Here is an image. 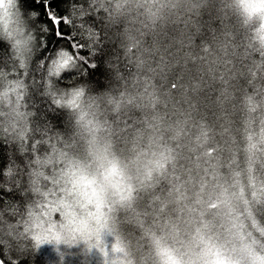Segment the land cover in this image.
<instances>
[{
    "label": "trees",
    "instance_id": "obj_1",
    "mask_svg": "<svg viewBox=\"0 0 264 264\" xmlns=\"http://www.w3.org/2000/svg\"><path fill=\"white\" fill-rule=\"evenodd\" d=\"M54 2L60 14L68 15L71 21V26L62 23L61 29L75 33L73 38L85 45L81 55H87L101 41L106 42L105 59H111V70L100 75L98 69L92 77L72 80L52 77V83L65 92L86 84L88 79L104 81L103 88L95 84L86 87L69 111L67 97L61 105H56L51 97L38 95L34 89V78L41 80L46 75L49 61L37 71L39 53L34 49L35 54L30 58L21 57L13 48L14 25H0L3 111L7 112L8 101L15 102L20 94V111L32 113L24 123L23 149L20 140L0 132V240L5 241L0 246L3 253L0 259L6 264L25 259L21 253L27 241L23 238L16 241L9 232L24 233L28 227L29 236L38 235L39 220L43 223L50 220L57 225L62 221L59 204L51 205L49 201L55 199L58 203L63 196L51 178L64 168L66 158L83 174L97 177L101 176L104 165L115 159L127 177V186L101 196L102 221H109L110 225V230L105 231L108 227L101 223L109 235V255L103 259L101 251L105 247L100 249L89 243L90 239L86 244L74 235L59 248L47 240L34 249L35 241H32L28 264H84L87 261L83 255L91 261L85 264H160L156 251L160 243L182 256L186 248L204 246L202 239L195 242L192 238L194 232L216 237L226 232L230 220L227 223L218 220L223 221L227 216L240 220V224L231 222V227H243L239 228L247 236L250 233L255 237L264 250V209L258 212L252 209L249 214L246 208L264 197V139H261L264 108L258 105L250 112L245 104L246 95H254L247 83L251 77H238L237 88L229 89L232 98L222 106L216 102L220 85H202L200 104L196 110H188L181 103L182 96L191 94V88L199 81L170 76L169 80L177 83L178 88L164 87L158 75L146 70L155 51L144 45H140V51L136 50L140 37L151 43V33L162 31L171 38L172 51L179 57L189 51L186 36L190 30L197 32L193 37V47L197 48L212 47L214 34L227 29L232 38L241 42L237 48L239 58L249 66L255 62L264 67L261 55L264 47L259 40L252 34L255 46L247 47V29L223 11V0ZM35 11L41 13L40 20H46L43 8L35 7ZM101 16L110 25L107 33L96 19ZM202 35L206 36L205 40H201ZM107 36L112 40L107 41ZM61 47L73 51L68 40ZM21 59L25 68L20 67ZM18 81L23 87L13 91ZM257 82L264 87L259 74ZM37 122L41 132L35 131ZM249 136L253 137L254 148L249 146ZM201 139L206 141L200 143ZM37 156L43 163H30ZM206 163L209 169H199ZM34 171L43 175L37 177L32 174ZM33 180L41 191L54 189L56 196L38 198L32 192ZM230 199L239 203L238 209L229 207ZM201 201L210 209L201 211ZM201 214L208 217L206 228L194 222V217ZM90 254H93L91 258Z\"/></svg>",
    "mask_w": 264,
    "mask_h": 264
},
{
    "label": "snow or ice",
    "instance_id": "obj_2",
    "mask_svg": "<svg viewBox=\"0 0 264 264\" xmlns=\"http://www.w3.org/2000/svg\"><path fill=\"white\" fill-rule=\"evenodd\" d=\"M35 7L43 8V15L46 20H40L41 13L35 11ZM74 7V6H73ZM0 9L3 10L4 16L9 19L14 25L15 40L13 48L21 57L31 55L38 52L37 71L44 68L45 61H49L46 75L41 77V80H33V86L38 95L51 97L56 105H61V101L66 99L67 106L75 107L79 97L85 92V88L95 84L97 88H103L104 81L99 79H88L86 84H81L78 87H73L69 92H65L52 83V77H63V79L72 80L78 79L81 76L92 77L100 69V75L108 73L111 69V59H105L106 47L105 41H101L94 49L88 50L87 55H81L85 50V45L75 40V33H68L61 29V24L71 26V21L68 15H61L54 0H0ZM101 24V30L107 33L110 29L109 23L106 22L104 16L96 18ZM49 22L51 26H49ZM249 34V43L247 47H254L252 41L251 29H247ZM35 32L38 35L34 36ZM8 35V33H5ZM197 35L195 29L190 30L186 36V44L189 51L178 57V53L173 52L170 46L171 38L165 32L151 33V43L146 37L139 38L137 51H140V45H144L148 49L154 50L152 64L147 67V71L158 75L161 79V84L164 87H170L172 90L178 88V84L171 82L169 77L173 79H183L187 76L190 80L199 81L191 88V94L184 93L181 103L187 106L188 110H196L200 104V92L202 85L216 84L220 85L218 91L219 96L216 102L221 106L232 98L230 88L236 89L238 77H251L247 79V83L253 88L254 95H246L245 104L249 111H255L257 106L264 108V87L257 82L258 74L259 81L264 82V67L253 63L249 66L239 58L237 48L241 42L238 39L232 38L227 29L222 34L215 35L210 43L212 47L204 45L197 46L200 50L193 47V37ZM201 40H205L206 36L202 35ZM107 41H111L112 37L107 36ZM65 40L71 42L72 52L61 47V43ZM260 45L264 47V35L259 37ZM184 42H182L183 47ZM35 49V52H34ZM179 51V50H178ZM203 53V54H201ZM246 55V53H245ZM264 56V51L261 53ZM167 57V59H166ZM127 60V57H125ZM155 65V66H154ZM20 67L25 68L26 64L21 59ZM91 70V72L89 71ZM21 82H17L13 91L22 88ZM182 87V85H181ZM212 90V89H210ZM7 95V94H6ZM256 97H260L259 100ZM21 95L18 94L15 102L8 101V111H3V103L0 102V132L10 136L13 140L21 141V149L24 148V123L27 118L32 115L31 112L20 111ZM36 132H41V126L37 122L35 127ZM43 134V133H42ZM250 148L256 145L251 143L253 137H248ZM261 139H264L262 137ZM40 143V141H37ZM33 145V152H35ZM63 156V154H61ZM43 163L39 156L35 161L30 163ZM50 162V161H49ZM33 175L39 177L43 173L34 171ZM52 182L59 186V192L63 194L59 198V211L63 217L59 225L48 221L50 227L42 229L43 232H51L52 228L59 227L61 232L70 233L74 228H81L84 224H97L101 219L100 212L101 198L96 191L94 183L83 174L82 170L75 165L69 163L66 158L64 168L52 176ZM32 192L38 198H47L56 196L54 189L41 191L37 186V181H32ZM49 204L56 205L57 200L49 201ZM30 229L25 227L24 233L8 235L14 240L20 241L21 238L27 241L22 255L25 259L17 261L16 264H28L27 257L33 252L32 241H35L34 249L47 243L46 241L53 236L59 239V234L51 237L43 234L29 236ZM5 243L0 240V246ZM3 253L0 252V256ZM0 264H6L4 259H0Z\"/></svg>",
    "mask_w": 264,
    "mask_h": 264
},
{
    "label": "rangeland",
    "instance_id": "obj_3",
    "mask_svg": "<svg viewBox=\"0 0 264 264\" xmlns=\"http://www.w3.org/2000/svg\"><path fill=\"white\" fill-rule=\"evenodd\" d=\"M12 25L8 18L4 16L3 10L0 9V25L3 27H6V25ZM113 138V137H112ZM111 138V143L112 142ZM206 140L201 139L199 142L204 143ZM110 143V141H109ZM206 157L210 158L209 156ZM199 166H203V164H200ZM209 164L206 163V165L202 168H199L201 170H207L209 169ZM198 170V169H197ZM202 187H204V184H201ZM96 188V187H95ZM97 191V189H96ZM98 193V191H97ZM99 194V193H98ZM100 198L101 195L99 194ZM229 207L233 210L238 209L239 203L237 201H234L230 199ZM204 203L201 201L199 203V208L201 211L209 210L210 207L208 205H202ZM59 204V202L57 203ZM243 205V203H242ZM60 206V205H59ZM229 208V209H230ZM247 211L250 214V211L256 210L257 212L264 209V197H259L256 201L249 203L247 205ZM101 209V208H100ZM230 209V215H232L233 211ZM102 213L101 219L97 224H84L81 228H74L70 233L61 232L59 227L52 228L51 232H43L42 229L45 227H50V225L46 222L43 223L39 220V225L41 226V229L39 230V234L47 235L49 237L59 234V239H57L55 236L48 239L52 241L55 247L60 246V244L63 245V243L66 242L70 237L74 235H78V238H82V241L87 244V239H90L89 243H95L100 249L102 247H105L101 251V255L103 259L105 257H108L109 253V235L108 232L105 231L110 230L109 221L103 222V212L102 209L100 210ZM218 217V216H217ZM194 222L198 224L199 227L206 228V225L208 223V217H205V215H197L194 217ZM217 219V218H215ZM230 220L228 225H226V232L222 233L220 236H208L207 232H199L196 231L193 234V237L195 242H198L199 240H203L205 242L203 247L199 248H186V250L182 253V256H178L177 252L175 255L178 257V260L176 261V264H264V250L263 246L256 243L255 237H252L250 233H248V236L246 233L242 231L243 228L241 226L235 228L231 227V222L233 223H242L240 220H238L235 216H227L225 218H222L218 222H224L227 223V220ZM252 222L253 220L250 219ZM101 223L108 227L107 230L104 231L103 225ZM57 225V224H56ZM224 226V225H223ZM41 231V232H40ZM204 231V230H203ZM38 234V235H39ZM184 237H187V235L183 234ZM106 239V240H105ZM117 239V237L114 238V241ZM104 243V245H103ZM93 254L89 255V258L92 257ZM82 256V254H81ZM83 260L87 261L85 263H89L90 259L86 255H83ZM84 263V264H85Z\"/></svg>",
    "mask_w": 264,
    "mask_h": 264
},
{
    "label": "clouds",
    "instance_id": "obj_4",
    "mask_svg": "<svg viewBox=\"0 0 264 264\" xmlns=\"http://www.w3.org/2000/svg\"><path fill=\"white\" fill-rule=\"evenodd\" d=\"M223 11L234 17L244 29H251L252 34L259 40L264 35V0H223ZM260 42V41H259ZM69 111L72 107L67 106ZM93 181L98 193L103 196L108 191H116L127 186V177L118 160H109L103 167L100 177L88 176ZM129 191L131 188L129 186ZM160 264H176L178 257L175 253L160 243L157 248Z\"/></svg>",
    "mask_w": 264,
    "mask_h": 264
},
{
    "label": "bare ground",
    "instance_id": "obj_5",
    "mask_svg": "<svg viewBox=\"0 0 264 264\" xmlns=\"http://www.w3.org/2000/svg\"><path fill=\"white\" fill-rule=\"evenodd\" d=\"M6 31V30H5ZM7 32V31H6Z\"/></svg>",
    "mask_w": 264,
    "mask_h": 264
}]
</instances>
